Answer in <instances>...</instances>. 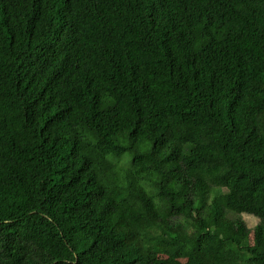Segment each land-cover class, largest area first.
<instances>
[{
    "label": "trees",
    "instance_id": "1",
    "mask_svg": "<svg viewBox=\"0 0 264 264\" xmlns=\"http://www.w3.org/2000/svg\"><path fill=\"white\" fill-rule=\"evenodd\" d=\"M0 264H264V0H0Z\"/></svg>",
    "mask_w": 264,
    "mask_h": 264
},
{
    "label": "rangeland",
    "instance_id": "2",
    "mask_svg": "<svg viewBox=\"0 0 264 264\" xmlns=\"http://www.w3.org/2000/svg\"><path fill=\"white\" fill-rule=\"evenodd\" d=\"M242 216L249 226H254L255 224L258 223L259 219L255 217L254 215L244 213L242 214Z\"/></svg>",
    "mask_w": 264,
    "mask_h": 264
}]
</instances>
